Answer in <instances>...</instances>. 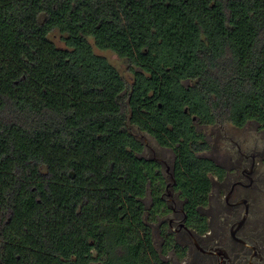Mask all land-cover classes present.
Instances as JSON below:
<instances>
[{
  "label": "trees",
  "instance_id": "trees-1",
  "mask_svg": "<svg viewBox=\"0 0 264 264\" xmlns=\"http://www.w3.org/2000/svg\"><path fill=\"white\" fill-rule=\"evenodd\" d=\"M248 121L264 129V0H0V264H165L143 216L163 179L130 129L173 149L194 216L219 169L198 125Z\"/></svg>",
  "mask_w": 264,
  "mask_h": 264
},
{
  "label": "flooded vegetation",
  "instance_id": "flooded-vegetation-1",
  "mask_svg": "<svg viewBox=\"0 0 264 264\" xmlns=\"http://www.w3.org/2000/svg\"><path fill=\"white\" fill-rule=\"evenodd\" d=\"M130 131L142 143V154L158 164L155 172L163 179L161 186L147 182L143 216L152 244L165 264H264V158L257 144L220 130L213 151L222 155L212 158L206 154L208 150L196 152L213 160L219 169L209 173L208 203L197 205L193 216L185 208L183 191L176 188L173 149L138 127ZM145 136L152 139L151 144ZM154 148L169 149L172 158L161 159ZM155 196L161 204L154 203Z\"/></svg>",
  "mask_w": 264,
  "mask_h": 264
},
{
  "label": "rangeland",
  "instance_id": "rangeland-1",
  "mask_svg": "<svg viewBox=\"0 0 264 264\" xmlns=\"http://www.w3.org/2000/svg\"><path fill=\"white\" fill-rule=\"evenodd\" d=\"M50 39L56 44V46L60 48H67V45L65 44V41L63 39V34L59 32L58 30H53L49 33ZM89 41L93 47V50L95 53L105 56L110 63H112L119 72L125 77L127 81L132 80V73L128 69L127 64L124 62V60L119 57L115 52H113L110 49H101L97 47L94 44V41L92 38H89ZM223 128L219 129L218 125H198L202 133H204V137L208 139L211 143V149L209 148L207 151V155L212 157L217 156L218 154L222 155V152L213 151L215 148L217 141L220 140L219 132L220 130L226 131L229 135H233L234 137L243 138L246 142H250L253 144H257L258 148L262 151V155L264 158V129L255 121H248L242 128H236L233 125L226 123L223 124ZM135 133H138L136 130L133 131ZM139 138L142 140V137ZM145 139L148 143H152V139L149 136H145ZM155 149V155L160 157L161 159H164L165 161H168L172 158V152L169 149ZM145 151L150 152V149L146 147ZM218 185L213 186L212 193L214 194L217 190ZM213 197V196H211ZM211 202L214 203V199H211ZM147 199H145V204H147ZM262 205L264 206V199L262 201ZM94 263H98L95 261Z\"/></svg>",
  "mask_w": 264,
  "mask_h": 264
}]
</instances>
